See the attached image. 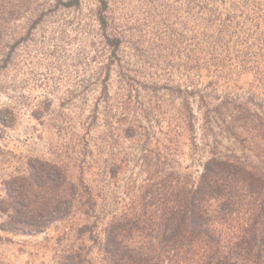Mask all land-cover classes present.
Masks as SVG:
<instances>
[{"label":"rangeland","instance_id":"374dc122","mask_svg":"<svg viewBox=\"0 0 264 264\" xmlns=\"http://www.w3.org/2000/svg\"><path fill=\"white\" fill-rule=\"evenodd\" d=\"M105 2L103 23L98 0H0V208L32 204L20 186L58 201L36 233L0 212V264H104L103 228L148 182L194 181L212 145L257 162L264 0ZM71 191L98 216H63Z\"/></svg>","mask_w":264,"mask_h":264},{"label":"trees","instance_id":"16d2710c","mask_svg":"<svg viewBox=\"0 0 264 264\" xmlns=\"http://www.w3.org/2000/svg\"><path fill=\"white\" fill-rule=\"evenodd\" d=\"M98 1L99 19L104 23L106 2ZM113 41L109 42L114 46L118 39ZM223 105V101L215 105L213 116L229 132ZM259 108L262 113L257 111V124L251 128L256 130L257 126V162L243 149L240 154L218 153L212 145L194 181L168 171L157 181L148 182L136 204L113 215L103 228L98 249L104 264H264V109ZM208 112L205 109L203 116L209 127ZM232 123L238 124L236 117ZM37 188L15 189L17 196H31L34 201L0 208L7 217L3 230L36 233L46 227L39 218L56 213L58 201L53 196L44 198L46 191L40 184ZM5 192L7 198L17 197L8 187ZM74 194L68 193L63 216L77 210L96 218L91 193L87 192L83 201L80 193L78 197ZM74 257L64 264H76Z\"/></svg>","mask_w":264,"mask_h":264}]
</instances>
